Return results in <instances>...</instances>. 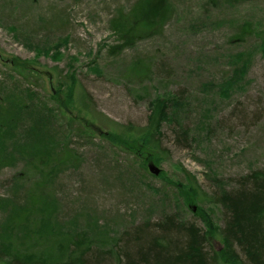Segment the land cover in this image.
I'll list each match as a JSON object with an SVG mask.
<instances>
[{
    "label": "rangeland",
    "instance_id": "1",
    "mask_svg": "<svg viewBox=\"0 0 264 264\" xmlns=\"http://www.w3.org/2000/svg\"><path fill=\"white\" fill-rule=\"evenodd\" d=\"M132 1L0 0V101L6 90L23 89L17 93L30 111L24 136L38 138L36 125L47 120L75 154L71 163L57 159L53 171L38 170L21 147L26 137L4 144L0 132V149L13 159L0 165L1 237H10V206L39 190L54 204L56 227L92 238L87 252L99 257L85 264H118L127 232L167 214L204 231L223 227L219 192L264 168V0H171L160 33L112 55L118 41L109 21ZM245 23L252 31L236 38ZM156 97L182 106L170 104L173 119L162 123L153 156L141 161L101 135L118 127L112 122L145 125ZM104 236L102 244L116 238L117 246L102 247ZM218 237L206 244L212 253L221 248Z\"/></svg>",
    "mask_w": 264,
    "mask_h": 264
},
{
    "label": "trees",
    "instance_id": "2",
    "mask_svg": "<svg viewBox=\"0 0 264 264\" xmlns=\"http://www.w3.org/2000/svg\"><path fill=\"white\" fill-rule=\"evenodd\" d=\"M172 13L171 0H133L127 9L117 11L109 21L110 30L118 42L109 46L108 52L116 54L141 39L157 35ZM239 28L236 38L252 31L248 23ZM72 84L74 83L65 84L66 93L70 97L73 93L70 86ZM24 88L30 91L27 87ZM21 90L23 89L18 86L16 93L6 90L4 100L0 101V117L3 122L0 124V132L6 135L3 143L26 137L25 145L21 147L31 152L26 158L31 159L34 163L31 162L30 165L38 167V170L47 165L53 171L57 159L58 164L67 161L71 163L74 152L61 146L57 133L47 120H41L36 125L43 129L37 135L38 138L24 136L29 129L30 111L18 96L17 92ZM170 104L175 108L182 106L181 102L173 98H153L149 102L145 125L112 122V125L118 127L101 135L110 138L120 149L142 161L146 155L153 156L157 152L162 123L173 119L168 112ZM5 123L8 130H4ZM82 130L85 132L83 128ZM9 131L16 132L14 137L8 136ZM181 132L183 136L186 135L184 130ZM7 160L10 162L13 159L11 155L5 156L0 149V165ZM51 171L47 170V174ZM45 176L46 174L44 179ZM238 181L236 189L223 190L216 198V202L225 211L223 227L204 231L193 222L181 221L174 215L167 214L159 222L136 225L134 231L127 232L128 242L124 240L120 247L122 254L119 257L115 255L117 263L215 264L216 261L239 264V252L235 249L237 247L247 264H264V168L253 169ZM38 192L30 193L21 204L10 206L11 212L6 220L10 237L0 236V264L96 263L99 257L97 252H87L94 244L89 234L85 231L73 234L70 230L61 231L56 227L53 221L54 204L42 192ZM216 236H219L222 245L218 252L212 253L206 244ZM107 237L109 236L102 237L99 244L106 240L108 242L109 239H105ZM116 241L115 238L110 244L106 243L109 245L106 249H113ZM106 244H102V247ZM108 254L109 251L102 252V258L109 256Z\"/></svg>",
    "mask_w": 264,
    "mask_h": 264
},
{
    "label": "water",
    "instance_id": "3",
    "mask_svg": "<svg viewBox=\"0 0 264 264\" xmlns=\"http://www.w3.org/2000/svg\"><path fill=\"white\" fill-rule=\"evenodd\" d=\"M147 169L150 173L158 174L160 172V168L157 167L152 161L147 162Z\"/></svg>",
    "mask_w": 264,
    "mask_h": 264
}]
</instances>
